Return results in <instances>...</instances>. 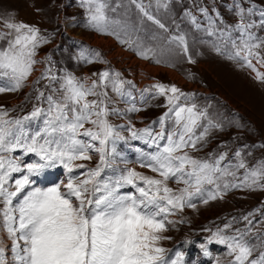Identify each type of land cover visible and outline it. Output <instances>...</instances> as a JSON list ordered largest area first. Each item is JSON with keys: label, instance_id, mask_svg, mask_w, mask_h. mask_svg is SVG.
<instances>
[{"label": "snow or ice", "instance_id": "1", "mask_svg": "<svg viewBox=\"0 0 264 264\" xmlns=\"http://www.w3.org/2000/svg\"><path fill=\"white\" fill-rule=\"evenodd\" d=\"M154 3L156 13L152 0L147 4L144 0H128L139 14L135 23L127 17V10L124 19L111 15L121 5L113 7L109 0H80L91 29L115 37L141 59L167 63L165 53L174 51L171 46L175 45L189 63H194L179 24L177 33H170L158 17L161 8L170 10L171 0ZM194 7L206 26L189 8L184 9L182 19L187 18L195 29L213 38L205 42H211L218 54L243 61L256 72L257 79L264 80V74L252 63L255 59L264 66V37L253 31L264 28V8L258 9L254 0H233L230 11L236 22L227 24L215 4ZM256 15L260 17L258 22L252 18ZM145 21L169 33L166 38L152 33L151 40H163V44L146 45L139 36ZM4 27L8 31H0V40H6L0 46V93L24 87L41 63L35 58L37 49L49 42L35 26L5 21ZM78 59L89 64L106 63L99 51L88 48ZM92 77H77L66 71L58 75L46 66L33 81L47 83L43 89H36L39 104H34L30 113L10 118V110L0 106V233L11 241L13 253L9 262L0 234V264H185L183 252L177 251L171 258L169 250L160 246V241L170 239L163 235L167 225L178 222L168 217L185 207L194 209L196 199L207 204L232 189L264 190V160L249 166L240 149L232 158L227 152L209 154L208 158L193 156L191 153L200 151L210 132L221 129L222 123L207 108L193 102L194 94L185 93L175 84L154 83L143 89L142 95L154 89L152 98L164 97L166 111L144 128L136 129L129 122L127 130L132 139L153 149L141 152L137 162L156 175L125 168L114 179L102 180L101 172L115 162L116 142L125 139L117 130L124 126L112 124L109 117L143 109L128 99V86L135 85L123 79L120 72L102 70ZM110 91L130 106L124 110L115 107L117 101ZM38 119L42 120L39 130L26 127ZM157 123L159 131L153 127ZM17 151L22 156L15 155ZM93 154L99 157L94 168L76 163L90 161ZM29 156L33 158L26 159ZM58 165L66 170V183L34 186L36 177ZM77 169L85 171L77 176ZM170 182L182 187L174 189ZM129 186L135 191L120 193L121 188ZM253 216V212L244 215L245 227L234 229L231 235L226 230L232 229V221L212 232L200 245L203 255L209 256L208 245L217 243L226 245V254L232 257L228 264H264V239L254 232L255 224L264 221H254L250 218ZM250 234L256 236L257 244L246 239Z\"/></svg>", "mask_w": 264, "mask_h": 264}, {"label": "rangeland", "instance_id": "2", "mask_svg": "<svg viewBox=\"0 0 264 264\" xmlns=\"http://www.w3.org/2000/svg\"><path fill=\"white\" fill-rule=\"evenodd\" d=\"M109 2L113 7L121 5L111 15L124 19L127 10V17L132 22L138 23L139 14L134 6L128 5V0H109ZM152 2V11L156 13L154 0ZM232 2L233 0H171L169 11L161 8L158 13L159 19L168 26L170 33H177L176 24H179V31L186 34L190 55L195 62L189 63L188 57L183 55L182 50L172 45L174 51L167 52L164 56L167 63L157 64L151 59H141L128 50L126 45L120 44L115 37L101 35L91 29L87 23L85 9L80 6V0H0V31H8L4 27L5 21L23 22L38 28L49 41L37 49L35 58L41 63L35 66L36 71L29 77L24 87L16 92L0 93V106L9 109V113L16 114L12 115V118L25 113L26 110L31 112L36 102V89H43L42 86L47 83L41 81L39 84H34L33 81L39 76L37 73L46 66L52 67L53 71L60 75L66 71L80 74V77L88 75L92 77V73L99 72L103 67L105 70L116 68L122 78L127 76L136 78L138 70L143 73L150 72L152 76L144 80V83L175 84L185 93L194 94L193 102L201 108H207L213 118L222 123L221 129H213L210 132L200 151L191 153L193 156L208 158L209 154L219 155L221 152H227L228 157L232 158L233 153L240 149L249 166L254 165L257 161L264 160V147H260L264 145V80L257 79L256 72L244 66V63L238 59H228L226 55L218 54L211 42H205L213 38L208 37L204 31L195 29L187 18L182 19L184 9L189 8L197 16L198 21L206 26V21L196 11L194 4L201 3V6L209 4V8L215 4L225 23L233 24L236 22V17L230 11ZM254 2L258 8L264 6V0H254ZM144 3H149V0H144ZM252 18L257 22L260 19L258 15ZM143 29L139 36L146 45L150 46L164 43L163 40H151L152 33L165 38L169 35L147 21ZM253 31L259 34L258 36L264 37V28ZM101 39L103 43H94ZM108 40H112L122 53L113 57L108 56L110 50L108 51L104 44V41ZM5 44L6 40H0V46ZM84 48H94L95 51H99L106 63L81 62L78 56ZM261 51L264 52V49ZM47 57H51V60L47 61ZM133 59L137 62L132 63ZM138 61L144 62V66L141 67ZM254 66L264 74V66L257 62ZM151 94L143 96V101L140 102L143 105L140 107L142 111L127 114H131L130 118H134L140 124L150 118L152 121H157L166 111L163 107L164 97L152 98ZM110 95L117 101L115 105L121 106V110L127 108L122 106L111 91ZM120 117L122 116L112 115L109 120ZM150 151L153 149L148 152ZM143 152L147 151L144 149ZM95 156L97 154L92 157ZM124 165L126 168H135L137 171L156 175L147 168H140L137 161L128 159L115 158L113 166L105 169L110 176L117 177L121 170L125 169ZM242 173L243 169L240 170V174ZM169 186L174 189L182 187L173 182H170ZM193 202L196 204L194 209L185 207L183 211L168 217L178 222L167 225L168 230L163 235L170 239L160 241V246L167 247L171 258H175V252H183L185 264H204L205 258L201 253L200 245L212 232L223 228L225 223L233 222L232 229L226 230L227 234L231 235L234 229L245 227L246 222L242 217L249 212L254 213V216L250 217L254 221H264L262 215L264 190L232 189L222 198L209 200L207 204L200 199ZM254 232L264 239V223H256ZM2 235L7 237L6 234ZM246 239L252 244L258 243L255 235L250 234ZM208 250L210 252L208 263L217 264L219 261V264H228L232 259L226 254V245L212 243L208 245ZM257 254L258 251L254 253Z\"/></svg>", "mask_w": 264, "mask_h": 264}, {"label": "bare ground", "instance_id": "3", "mask_svg": "<svg viewBox=\"0 0 264 264\" xmlns=\"http://www.w3.org/2000/svg\"><path fill=\"white\" fill-rule=\"evenodd\" d=\"M95 42L97 44L103 43V39L96 40V41H94V43ZM104 44H105V47L108 48L107 50L108 51L110 50L108 52V54H109L108 56L113 57L115 54L119 55L120 52L122 53V51L120 50V48L118 46H116V44L112 40L104 41ZM131 62L132 63H135V62H137V60L133 59ZM138 63L141 64V67L144 66V62L138 61ZM149 73H143V72H141L139 70L136 72V74H137V77L136 78H137V80L139 82V85L141 83H143L144 80H146L150 76H152V74L151 73L149 74ZM3 246L5 247V256H6V259L9 262H11L12 261V257H13V253H12V249H11V241L7 237H4V245Z\"/></svg>", "mask_w": 264, "mask_h": 264}]
</instances>
